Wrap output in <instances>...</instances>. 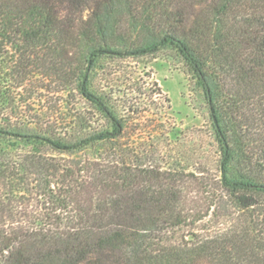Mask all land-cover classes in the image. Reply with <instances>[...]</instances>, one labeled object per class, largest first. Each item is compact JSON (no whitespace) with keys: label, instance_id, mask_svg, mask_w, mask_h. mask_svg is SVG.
<instances>
[{"label":"trees","instance_id":"16d2710c","mask_svg":"<svg viewBox=\"0 0 264 264\" xmlns=\"http://www.w3.org/2000/svg\"><path fill=\"white\" fill-rule=\"evenodd\" d=\"M165 46L204 91L215 170L153 164L93 89L102 58ZM38 75L108 125L85 112L63 134L55 116L23 119L18 89ZM3 78L0 264H264V0H0Z\"/></svg>","mask_w":264,"mask_h":264},{"label":"rangeland","instance_id":"374dc122","mask_svg":"<svg viewBox=\"0 0 264 264\" xmlns=\"http://www.w3.org/2000/svg\"><path fill=\"white\" fill-rule=\"evenodd\" d=\"M32 80L24 89H18L23 119L31 121L38 114L47 121L55 116L63 134L74 133L77 116L85 112L95 117L97 127L108 125L72 88L53 93L50 91L55 84L40 75ZM8 82L3 78L0 84ZM47 85L52 86L50 91ZM93 89L112 96L118 114L126 117L127 136L122 142L154 155L153 164L187 172L200 165L215 170L218 144L204 91L173 46L139 57L102 58L93 73ZM32 90L37 92L32 95ZM59 96L63 99L60 103ZM40 104L45 105L43 111ZM20 146L26 150L35 148L25 143ZM109 148L111 145L101 143L73 157L94 158Z\"/></svg>","mask_w":264,"mask_h":264}]
</instances>
